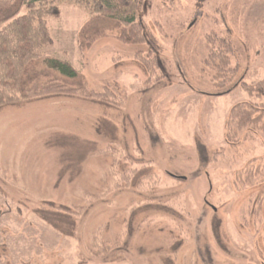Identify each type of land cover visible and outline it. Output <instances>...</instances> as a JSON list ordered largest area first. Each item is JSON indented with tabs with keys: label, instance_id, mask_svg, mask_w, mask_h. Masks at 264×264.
<instances>
[{
	"label": "rangeland",
	"instance_id": "obj_1",
	"mask_svg": "<svg viewBox=\"0 0 264 264\" xmlns=\"http://www.w3.org/2000/svg\"><path fill=\"white\" fill-rule=\"evenodd\" d=\"M52 1V43L27 90L55 80L109 95L0 109V264H264V128L226 139L234 106L264 104L234 86L241 73L244 83L264 80V0H147L140 15L163 69L139 54L148 45L126 44L119 28L93 39L85 8ZM143 167L152 182L138 192L123 175ZM51 203L75 212L72 236L39 214Z\"/></svg>",
	"mask_w": 264,
	"mask_h": 264
},
{
	"label": "trees",
	"instance_id": "obj_2",
	"mask_svg": "<svg viewBox=\"0 0 264 264\" xmlns=\"http://www.w3.org/2000/svg\"><path fill=\"white\" fill-rule=\"evenodd\" d=\"M62 1H71L77 7L85 8L90 18L82 29L86 34L92 32L91 38H103L107 31L119 28L120 40L126 42V44L148 45V52H144L146 55H143V53L139 54L143 56L146 63H155V67L164 68L161 58L162 47L157 37L143 22V17L140 15L142 10L144 11L146 7H149V1L58 0V2ZM194 1L198 2V0ZM201 6L203 7L202 2L195 9L193 16L195 20L193 22L201 19ZM58 7L56 2H49V0H0V109L10 105H21L26 100L43 97V95L65 94L68 96L91 98L97 101H103L109 95L108 92H92L84 85L67 89L55 80L44 87L27 90L26 85L31 86V82L33 83V80H31L34 77L33 68L41 57L42 49L52 43L48 20L59 15L60 11ZM89 7L91 10L88 9ZM21 12L24 13L21 14ZM80 35L83 36L82 32ZM220 44L227 48L232 57L236 54V51L233 50L227 39L220 40ZM87 46H91V43L88 42ZM210 58L222 59L221 63L224 66L229 65V57L219 58L217 55L212 54ZM47 63L49 68L58 71L69 79H76L80 76L79 72L73 69L67 62L49 60ZM240 75L241 77H238L237 81H241V83L236 82L234 86L241 87L251 96H264V80L248 84L244 83L245 76L242 73ZM230 91L219 94H227ZM259 125H262V128H264V104L260 107L254 104H238L230 112L226 139L231 143L233 139L241 136L238 130ZM217 157L218 154L213 156V158L211 157L209 161L208 158L204 157L205 161H208L206 166ZM148 172L149 169L143 167L140 170L128 171L123 177L128 182L130 180L139 192L143 190L145 184L152 182L150 176L147 175ZM128 182L127 188L129 189L130 184ZM208 201L206 199L207 204L209 203ZM51 206L52 208L41 209L39 214L55 230L72 236L76 229V221L74 220L76 214L73 209L63 206L56 207L53 203H51ZM156 206L167 210L170 214H177L170 207L164 205ZM150 207L152 208V204H150Z\"/></svg>",
	"mask_w": 264,
	"mask_h": 264
},
{
	"label": "flooded vegetation",
	"instance_id": "obj_3",
	"mask_svg": "<svg viewBox=\"0 0 264 264\" xmlns=\"http://www.w3.org/2000/svg\"><path fill=\"white\" fill-rule=\"evenodd\" d=\"M232 29L234 30L233 26H232ZM229 33V32H228ZM237 54V53H236ZM235 57V56H234ZM233 57V58H234ZM245 64L247 65V60L244 61V67H245Z\"/></svg>",
	"mask_w": 264,
	"mask_h": 264
}]
</instances>
